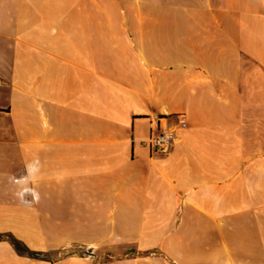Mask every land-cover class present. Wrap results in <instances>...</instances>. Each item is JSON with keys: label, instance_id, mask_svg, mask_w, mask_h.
<instances>
[{"label": "crops", "instance_id": "crops-1", "mask_svg": "<svg viewBox=\"0 0 264 264\" xmlns=\"http://www.w3.org/2000/svg\"><path fill=\"white\" fill-rule=\"evenodd\" d=\"M25 188L56 248L159 252L63 263L264 264V0H0V202Z\"/></svg>", "mask_w": 264, "mask_h": 264}, {"label": "rangeland", "instance_id": "rangeland-1", "mask_svg": "<svg viewBox=\"0 0 264 264\" xmlns=\"http://www.w3.org/2000/svg\"><path fill=\"white\" fill-rule=\"evenodd\" d=\"M39 225V220L35 217L33 210L29 207V204L24 202H0V241L9 240L14 236L17 239L24 241L28 246L39 250L38 256H27L15 253L16 264H72L70 262L63 263V260H78L86 259L89 257L91 260L97 261H111L121 257L132 256L134 254H149L155 255L159 252L145 251H121V250H96V251H83L80 252L72 250V248L59 247L58 243H61L62 236H50L40 235L38 229L35 226ZM7 246L0 245V259H7L11 251L7 250ZM42 248V249H40ZM169 253V252H160ZM48 258L52 262H41L40 257ZM11 258V256H10ZM3 264V261H0ZM170 264V263H168Z\"/></svg>", "mask_w": 264, "mask_h": 264}, {"label": "built area", "instance_id": "built-area-1", "mask_svg": "<svg viewBox=\"0 0 264 264\" xmlns=\"http://www.w3.org/2000/svg\"><path fill=\"white\" fill-rule=\"evenodd\" d=\"M186 126L187 122L182 116L172 127L162 125L159 121L151 122L150 135L147 140L150 154L153 156H171L177 140L175 132L178 128Z\"/></svg>", "mask_w": 264, "mask_h": 264}, {"label": "trees", "instance_id": "trees-1", "mask_svg": "<svg viewBox=\"0 0 264 264\" xmlns=\"http://www.w3.org/2000/svg\"><path fill=\"white\" fill-rule=\"evenodd\" d=\"M10 241L14 244L16 250L19 253H26L29 254L31 256H38V254L40 253L39 251L33 250L31 248H29L25 242H23L20 239L15 238L14 236H12V238L10 239Z\"/></svg>", "mask_w": 264, "mask_h": 264}, {"label": "clouds", "instance_id": "clouds-1", "mask_svg": "<svg viewBox=\"0 0 264 264\" xmlns=\"http://www.w3.org/2000/svg\"><path fill=\"white\" fill-rule=\"evenodd\" d=\"M33 167H34V165H31V164L27 166V171H28L29 176H31V174H32V168ZM29 194L32 195L33 200L38 202V200H39L38 194L29 188H25L23 191L19 192L18 196L21 199V201H23L25 196H27Z\"/></svg>", "mask_w": 264, "mask_h": 264}]
</instances>
